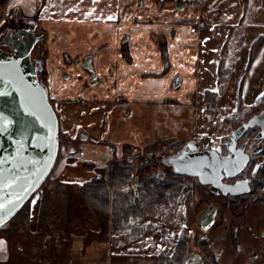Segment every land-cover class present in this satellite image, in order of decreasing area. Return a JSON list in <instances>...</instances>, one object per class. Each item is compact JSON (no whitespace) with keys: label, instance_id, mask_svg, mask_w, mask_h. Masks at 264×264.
I'll return each mask as SVG.
<instances>
[{"label":"crops","instance_id":"crops-1","mask_svg":"<svg viewBox=\"0 0 264 264\" xmlns=\"http://www.w3.org/2000/svg\"><path fill=\"white\" fill-rule=\"evenodd\" d=\"M24 1L52 25L45 27L49 35L58 32L61 40L51 45L46 66L50 98L60 126L68 124L69 133L73 126L85 137L70 150L74 161H64L55 181L30 200L25 228L0 237V264H54L62 258L67 264H109L111 210L87 206L82 184L125 150L211 140L208 125L228 85L218 82L221 50L227 51V69L235 49L248 43L251 49L263 37L253 31L264 30V0H197L183 9L174 0ZM241 28L253 32L247 43ZM64 55L79 58L70 65ZM86 57L96 79L80 66ZM206 92L216 94L211 112ZM85 163L95 168L85 169ZM101 227L107 238L85 240Z\"/></svg>","mask_w":264,"mask_h":264},{"label":"rangeland","instance_id":"rangeland-1","mask_svg":"<svg viewBox=\"0 0 264 264\" xmlns=\"http://www.w3.org/2000/svg\"><path fill=\"white\" fill-rule=\"evenodd\" d=\"M25 4L24 0H0V34L2 35L8 29L19 25L24 29H33L39 36L44 35L43 41L32 52L33 59L38 58L42 61L49 56L51 45L55 43L56 46L59 45L58 40L60 42L61 39L57 36L58 32L49 35L45 27L52 25L46 22L45 17L35 16L29 12V8ZM237 31L249 35L246 43L249 42L253 32L264 36L263 29L252 32L241 28ZM255 43L261 46L250 63H248L251 51L249 43L238 47L233 52L234 54L237 52V54L235 57L232 56L234 58L227 65L228 85L225 88L224 97L218 105L211 124L208 125V136L213 141L199 140L200 149L216 146L220 143L221 137H227L233 129L242 123L243 119L241 118L230 119L235 113L240 116L243 111H246L244 120H247L264 109V38ZM239 90H241L240 93ZM214 106L215 103L213 108ZM54 108L59 117L58 107L54 105ZM223 116H226L225 122L221 120ZM64 125L70 127L66 123ZM64 125L60 126L59 130V155L44 185L55 181V176L60 171L59 166L65 163L64 161L68 159H70L68 163L74 161L75 152H70L71 147H74L76 151L79 142H81L80 130L72 126V132L69 133ZM256 131L257 129L248 130L239 141V145L243 142L247 143V152L250 155V162L243 173L251 179L249 194L240 197L216 195L211 193L207 186L201 185L196 178L183 177L179 196L169 207L159 205L154 214L131 219V228L117 231L112 228L113 232L109 236V242L113 246L111 247L113 259L109 261V264H158V256L160 254L170 255L180 239L185 241L186 255L202 254L204 250L202 245L206 243L212 250L217 264H262L264 262V247L263 250L261 249L264 246V237H261V230L264 229V141L261 143V151L254 154ZM172 144L171 142H162L149 147L155 146L165 156H168L175 153L172 150ZM125 158L122 157L119 160L131 162ZM114 160H118V158ZM109 164L103 168L105 171L108 170ZM158 171L160 170L152 168L151 172L159 173ZM97 175L99 178L98 173ZM138 177V175H133L121 190L130 189L131 197L137 196L140 187ZM105 181L107 182V178ZM111 203L112 197L110 206ZM211 205L217 207L214 223L209 228L202 229L199 227V217ZM13 228L15 227L9 226L10 230H1L0 237L21 231V229L13 230ZM104 230L105 227H101L98 233L89 232L85 240L107 238ZM203 256L206 257L205 264H207L208 257L205 253ZM54 264L67 263L62 258Z\"/></svg>","mask_w":264,"mask_h":264},{"label":"water","instance_id":"water-1","mask_svg":"<svg viewBox=\"0 0 264 264\" xmlns=\"http://www.w3.org/2000/svg\"><path fill=\"white\" fill-rule=\"evenodd\" d=\"M37 41L33 32L19 31L8 46L9 52L0 49V114L9 120L5 123L0 119V203L12 201L0 211V228L6 227L42 187L59 155V118L50 102L48 87L39 80L41 61L32 58ZM86 62L85 68L91 71L89 59ZM26 104L31 111L25 110ZM245 112L232 115L230 119L241 118L243 122L215 147L200 149L195 140H189L176 153L164 157L162 165L177 175L196 178L213 194H249L250 177H238L246 170L250 155L247 143L239 145V141L248 130L257 129L253 153L261 151L264 109L247 120ZM80 136L85 137L83 133ZM14 197H19L18 202ZM216 211L215 205L206 208L199 217V227L209 228ZM184 264H202V257L190 255Z\"/></svg>","mask_w":264,"mask_h":264},{"label":"trees","instance_id":"trees-1","mask_svg":"<svg viewBox=\"0 0 264 264\" xmlns=\"http://www.w3.org/2000/svg\"><path fill=\"white\" fill-rule=\"evenodd\" d=\"M245 2L247 0H244ZM264 38L261 37V39ZM259 41V40H258ZM257 41V42H258ZM261 45H253L250 51V63ZM226 48H223L222 57L218 65L217 76L220 84L226 83L228 70L224 66V58L226 56ZM39 79L46 83V72L39 73ZM241 90H239V93ZM241 96V95H240ZM264 96V95H263ZM216 94L214 92H206L205 100L207 101V112H210L215 103ZM54 107V103L50 101ZM172 150L176 153L183 146V142H175L172 144ZM155 147V146H154ZM211 146H208L209 148ZM130 150H125L124 156L130 155ZM70 161V159H69ZM85 169H94L92 164H84ZM99 174V178L92 179L82 184V197L85 204L92 209L108 211L111 207L112 228L114 231L119 229L125 230L131 228L130 220L137 219L144 215H152L156 212L157 206L163 205L169 207L170 204L179 196L181 190V181L183 176L177 175L170 168L162 166L159 173H153L152 168L143 165H137L133 162L125 160H114L108 170L95 169ZM133 175H138L140 187L137 196L131 197L132 191L121 190L131 180ZM107 178V182L105 181ZM112 203L110 206V198ZM30 216V201L22 208V210L0 231L9 229V226L15 227L13 230L22 229L23 224ZM10 230V229H9ZM204 253L207 255L210 264H217L212 250L206 243L202 245ZM185 241L180 239L177 241L173 252L170 255L160 254L158 256V264H183L186 256Z\"/></svg>","mask_w":264,"mask_h":264},{"label":"flooded vegetation","instance_id":"flooded-vegetation-1","mask_svg":"<svg viewBox=\"0 0 264 264\" xmlns=\"http://www.w3.org/2000/svg\"><path fill=\"white\" fill-rule=\"evenodd\" d=\"M175 1V4H176V6H177V8H179V9H183L184 7H185V5H191V6H193L194 4H195V1H197V0H174ZM15 12H17V11H15ZM33 32L34 33V35L38 38V41H37V43L35 44V46H34V49H33V51L34 50H36L38 47V44L40 43V42H42L43 41V38L45 37L44 35H37L36 33H35V31L33 30V29H24V28H22V27H19V25H16L15 26V28H13V29H8L4 34H0V49H2V50H4V51H7V52H9L10 51V49H9V44L11 43V41H12V39L15 37V35L18 33V32ZM32 51V52H33ZM222 51H223V48H222V50H221V53H222ZM221 53H220V60H221V57H222V55H221ZM50 54V53H49ZM225 58H226V56H225ZM225 58H224V66H225ZM37 60H39L38 58H36ZM75 59L77 60L78 58L77 57H71V56H68V55H64V57H63V61H64V63H67V64H70V65H75ZM87 59H89V62H90V65H91V67H92V63H91V58L90 57H86V58H83V59H81L80 60V66H82L83 68H85V65H87V62H86V60ZM48 60H49V56L47 57V58H45V59H42V61H41V65H42V71H45L46 72V83L45 82H43L47 87L49 86V84H48V78H49V75H48V71H47V62H48ZM220 60H219V62H220ZM219 62H218V65H219ZM86 69V68H85ZM89 73H90V77L92 78V79H96V77H95V73H94V71H93V67H92V69H91V71L90 70H88V69H86ZM217 70H218V66H217ZM58 71H59V75L62 77V78H67V76L69 75L68 73H66L65 71V69L63 70L62 69V71L60 72V68L58 67ZM48 90H49V87H48ZM49 96H50V93H49ZM51 99V98H50ZM51 101L53 102V103H55V101L54 100H52L51 99ZM55 105V104H54ZM56 111V110H55ZM243 122V121H242ZM84 134V133H83ZM79 135H80V133H79ZM85 135V134H84ZM80 137V136H79ZM74 147H71V149H73ZM134 149V148H133ZM132 149V150H133ZM244 176V175H243ZM242 176V177H243ZM242 177H238V179H240V178H242ZM230 182V181H229ZM234 182V180H231V182L230 183H233ZM191 255H193V254H191ZM201 257H202V264H205V259H206V257H204L203 255H204V251L202 252V254L200 253L199 254ZM188 256H190V254L188 255H186L185 256V259H184V262H183V264L185 263V260H186V258L188 257ZM208 259V258H207ZM207 264H210V262H209V260H207Z\"/></svg>","mask_w":264,"mask_h":264},{"label":"built area","instance_id":"built-area-1","mask_svg":"<svg viewBox=\"0 0 264 264\" xmlns=\"http://www.w3.org/2000/svg\"><path fill=\"white\" fill-rule=\"evenodd\" d=\"M164 154L158 148L141 150L134 148L132 154L127 158L138 165L148 166L150 168H161V160Z\"/></svg>","mask_w":264,"mask_h":264},{"label":"snow or ice","instance_id":"snow-or-ice-1","mask_svg":"<svg viewBox=\"0 0 264 264\" xmlns=\"http://www.w3.org/2000/svg\"><path fill=\"white\" fill-rule=\"evenodd\" d=\"M31 102V97L29 96V103ZM25 110L26 111H31V108L28 106V104H26L25 106ZM36 113L33 112V115H35ZM41 117H42V122H43V112H41ZM0 119H3L5 121V123H8L9 120L7 117H3L2 114H0ZM257 167H259V165H257ZM14 199L18 202L19 197H14ZM8 204H12V201H8L7 204L5 203H0V211L4 210L5 208H7ZM13 207L15 206L14 204L12 205ZM2 243V242H0Z\"/></svg>","mask_w":264,"mask_h":264}]
</instances>
